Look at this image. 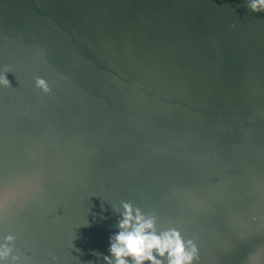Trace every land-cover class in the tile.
I'll list each match as a JSON object with an SVG mask.
<instances>
[{
    "label": "water",
    "instance_id": "1",
    "mask_svg": "<svg viewBox=\"0 0 264 264\" xmlns=\"http://www.w3.org/2000/svg\"><path fill=\"white\" fill-rule=\"evenodd\" d=\"M245 4L0 0V244L105 264L128 201L198 264H264V13Z\"/></svg>",
    "mask_w": 264,
    "mask_h": 264
},
{
    "label": "clouds",
    "instance_id": "2",
    "mask_svg": "<svg viewBox=\"0 0 264 264\" xmlns=\"http://www.w3.org/2000/svg\"><path fill=\"white\" fill-rule=\"evenodd\" d=\"M245 6L253 13H264V0H246ZM235 27V25H233ZM7 67L0 75V87L11 88ZM35 86L50 94L48 83L35 78ZM119 219L118 231L110 237V255L94 253L105 264H198L199 249L193 239H185L176 227H161L155 212H146L135 204L122 201L119 207L112 206ZM16 237L8 235L0 244V264H24L23 253L16 248Z\"/></svg>",
    "mask_w": 264,
    "mask_h": 264
}]
</instances>
